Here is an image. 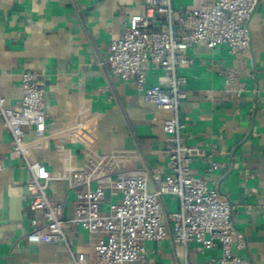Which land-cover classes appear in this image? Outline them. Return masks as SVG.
<instances>
[{
	"label": "crops",
	"instance_id": "crops-1",
	"mask_svg": "<svg viewBox=\"0 0 264 264\" xmlns=\"http://www.w3.org/2000/svg\"><path fill=\"white\" fill-rule=\"evenodd\" d=\"M192 1L174 0V5L184 8ZM144 11L141 0H0V84L7 105L21 109L22 75L35 71L47 82L48 122L76 115L81 105L93 119V129L79 140L41 142L31 151V159L51 172L49 197L65 202L67 219L74 217L76 208L69 179L85 164L88 147L103 154L128 151V170L168 171L170 144L163 125L173 114L146 102L134 81L112 77L108 64L111 43L122 39L131 16ZM247 26L251 53L239 61L227 45L209 48L200 43L186 51L192 63L178 69L188 78V98L179 117L185 142L223 164L211 169L200 158L193 172L237 206L232 217L246 236L247 248L234 246V253L250 264H264V2ZM234 65L241 70L235 88L246 86L240 98L227 92L220 73ZM148 73L149 83L157 84L162 70L151 65ZM25 133L27 141L37 137L34 128ZM11 143L0 116V264H73L65 243L24 238L32 219L44 223V218L30 208V173L13 156ZM158 188L159 183L150 181L151 192ZM115 201L109 193L102 211L108 212ZM161 202L167 221L179 203L169 195ZM67 236L73 250L86 254L87 264H95L96 234L76 226ZM147 246L150 264H212L221 254L220 248L202 251L196 243L184 247L171 239Z\"/></svg>",
	"mask_w": 264,
	"mask_h": 264
},
{
	"label": "built area",
	"instance_id": "built-area-1",
	"mask_svg": "<svg viewBox=\"0 0 264 264\" xmlns=\"http://www.w3.org/2000/svg\"><path fill=\"white\" fill-rule=\"evenodd\" d=\"M263 2L193 0L178 9L174 0H141L145 11L131 16L122 39L111 43L108 64L112 77L134 81L146 102L173 114L163 125L170 144L168 171L164 174L159 168L128 170L124 165L130 157L128 151L103 154L88 147L85 164L74 169L69 179V190L76 193L75 215L71 219L65 217L64 201L50 199L52 174L31 159V151L41 142L79 140L81 134L93 129V119L81 105L76 115L48 122L47 82L35 71L22 75L21 109L7 105L0 84V116L12 135L11 152L30 173V208L41 212L44 218V223L32 219L24 238L32 243H65L73 264H87L86 254L73 250V242L67 236L76 226L96 234L95 264H150L147 244L167 239L184 247L196 243L202 251L220 248L221 254L211 259L212 264H250L233 251L234 246L240 251L247 248L246 236L232 217L237 206L221 198L216 188L193 172V164L200 158L211 169H219L223 164L185 142L179 113L182 102L188 98V78L180 75L178 69L192 63L185 53L200 43L209 48L227 45L237 61L249 56L251 36L247 22ZM151 65L162 70L157 84L149 83ZM220 73L227 92L240 98L246 91L245 85L235 88L240 67H226ZM26 128L35 129V140H26ZM152 180L159 183L154 192L149 190ZM109 193L116 201L108 212H103L101 207ZM164 195L179 203L167 221L162 214Z\"/></svg>",
	"mask_w": 264,
	"mask_h": 264
}]
</instances>
